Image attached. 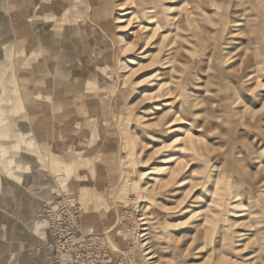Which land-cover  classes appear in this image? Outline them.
Listing matches in <instances>:
<instances>
[{
  "label": "rangeland",
  "instance_id": "374dc122",
  "mask_svg": "<svg viewBox=\"0 0 264 264\" xmlns=\"http://www.w3.org/2000/svg\"><path fill=\"white\" fill-rule=\"evenodd\" d=\"M60 199L79 264H264V0H0V264Z\"/></svg>",
  "mask_w": 264,
  "mask_h": 264
},
{
  "label": "built area",
  "instance_id": "2783aa9c",
  "mask_svg": "<svg viewBox=\"0 0 264 264\" xmlns=\"http://www.w3.org/2000/svg\"><path fill=\"white\" fill-rule=\"evenodd\" d=\"M68 201L60 199L51 211H47L50 213L48 215V230L51 236L49 245L54 254L51 264H79L80 257L76 256V252H80L81 249L83 253L92 251L100 243L99 236H91L83 232L80 208ZM92 261V264H104L99 259L94 258ZM86 262H89V259Z\"/></svg>",
  "mask_w": 264,
  "mask_h": 264
},
{
  "label": "crops",
  "instance_id": "0c3cea01",
  "mask_svg": "<svg viewBox=\"0 0 264 264\" xmlns=\"http://www.w3.org/2000/svg\"><path fill=\"white\" fill-rule=\"evenodd\" d=\"M162 21V23H164V21L163 20H161ZM157 23H159V22H157ZM170 24H172L171 22H170ZM31 54H29V53H27V56H30ZM31 75H32V73H31ZM38 75H34V76H32V77H37ZM43 78V80H44V82H42V85L43 86H46L47 87V83L45 82L46 81V76L45 77H42ZM45 83V84H44ZM51 84H49L48 86H50ZM55 117V113L53 112L52 113V118H54ZM51 117H48V119H52ZM58 119H61L60 121H63L62 120V118H61V116L60 117H58ZM56 126V125H55ZM60 126H62V125H60ZM55 128V127H54ZM43 130V129H42ZM61 131V130H60ZM43 132H44V130H43ZM47 133H48V131H46ZM47 133H45L46 135H45V137H46V139L45 140H43V142H42V146L44 147V146H49V144H50V141L52 142L53 141V138L52 139H48V136H47ZM59 136L61 137V139H62V141H65L66 139H68L67 137H69V135L68 136H66V138H65V136H64V134H62V133H59ZM44 143H45V145H44ZM41 185H43V186H45L46 184H45V182L44 181H41ZM21 203H25L24 205L25 206H27V203H26V201H22ZM28 207V206H27ZM27 214H29V213H27ZM24 220H28V219H24ZM23 220V221H24ZM9 227V226H8ZM10 228V227H9ZM9 232V231H8ZM11 234V233H10ZM23 247H26V245H22ZM30 245H27V248L29 247ZM25 256H27V254H25ZM28 259L26 258V261H27Z\"/></svg>",
  "mask_w": 264,
  "mask_h": 264
},
{
  "label": "bare ground",
  "instance_id": "6f19581e",
  "mask_svg": "<svg viewBox=\"0 0 264 264\" xmlns=\"http://www.w3.org/2000/svg\"><path fill=\"white\" fill-rule=\"evenodd\" d=\"M119 8H120V7H119ZM131 13H132V12H127L126 14H121V15H124V16L127 17V16L130 15ZM118 18H120V17H118ZM131 18H132V17H130V19H128V20H123V21H125V22L128 21V24H129ZM175 19H176V18H175ZM159 22L162 24V21H159ZM134 47H135V45L132 46V48H134ZM33 107H34V106H33ZM151 216H152V215H151ZM151 216H150V217H151ZM141 219H144V218H141ZM141 219H140V220H141ZM144 223H146V222H143V224H144ZM142 230L144 231V232L142 233V237H143V236H146V235L149 233V232H148V228H146V227H143ZM254 261H255V260H254Z\"/></svg>",
  "mask_w": 264,
  "mask_h": 264
}]
</instances>
